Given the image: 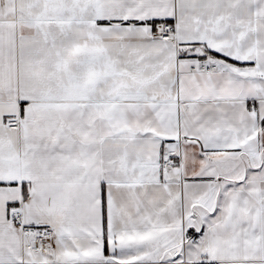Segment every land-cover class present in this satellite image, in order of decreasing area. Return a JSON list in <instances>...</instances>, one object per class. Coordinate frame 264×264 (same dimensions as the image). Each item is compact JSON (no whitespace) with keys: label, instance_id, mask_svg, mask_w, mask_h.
<instances>
[{"label":"snow or ice","instance_id":"obj_1","mask_svg":"<svg viewBox=\"0 0 264 264\" xmlns=\"http://www.w3.org/2000/svg\"><path fill=\"white\" fill-rule=\"evenodd\" d=\"M0 264H264V0H0Z\"/></svg>","mask_w":264,"mask_h":264}]
</instances>
